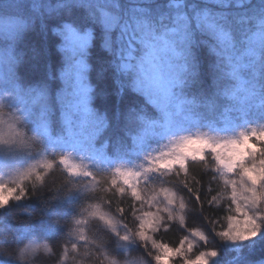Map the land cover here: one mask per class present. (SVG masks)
<instances>
[{"label":"snow or ice","instance_id":"6c2138e0","mask_svg":"<svg viewBox=\"0 0 264 264\" xmlns=\"http://www.w3.org/2000/svg\"><path fill=\"white\" fill-rule=\"evenodd\" d=\"M173 257L264 264V0H0V264Z\"/></svg>","mask_w":264,"mask_h":264},{"label":"rangeland","instance_id":"374dc122","mask_svg":"<svg viewBox=\"0 0 264 264\" xmlns=\"http://www.w3.org/2000/svg\"><path fill=\"white\" fill-rule=\"evenodd\" d=\"M221 127H222L221 125H215V126H210L209 125V126L203 128V129H197L196 131H205V132H208L209 134H213V135H216V134L229 135V136L231 135V132H232L231 129H229L227 132H224V131H220ZM3 134H5V135L8 134V126L7 125H5L3 127ZM136 163H139V161H137ZM224 204H226V200L225 201H221L218 206H221V205H224ZM160 206L163 207L162 204ZM222 223H223V221H222ZM199 225H200V222L198 220H196V218L188 219V226L189 227H199ZM173 229H175L176 232L181 235L180 239H182V236L184 234H186V233L181 232V230L178 227H174ZM185 247H187V244H185ZM197 254H198V251H197L196 248H194L193 252L189 253L188 256H189V258L194 259L195 255H197ZM154 255H155V253H154ZM153 264H155L154 260H153ZM169 264H183V260L180 257H173L169 261Z\"/></svg>","mask_w":264,"mask_h":264},{"label":"trees","instance_id":"16d2710c","mask_svg":"<svg viewBox=\"0 0 264 264\" xmlns=\"http://www.w3.org/2000/svg\"><path fill=\"white\" fill-rule=\"evenodd\" d=\"M210 126H215V124L210 125ZM57 179H59V175H57ZM97 179H99V177H97ZM215 193H209L208 195H214ZM205 206L207 207V203H205ZM223 206V205H221ZM20 211L22 213L27 214V212H32V209L29 208L27 210L25 209H20ZM36 213H33V216L35 217ZM196 220H199V218H196ZM131 226V225H130ZM158 241L162 242V243H166L171 247H177L179 245V240L181 238V235L179 233L176 232L175 229H171L167 232H164L163 230L161 231V233L157 234V236L155 237ZM33 243H39V244H47L49 247L52 246L53 242L50 239H44V240H37V241H33Z\"/></svg>","mask_w":264,"mask_h":264}]
</instances>
